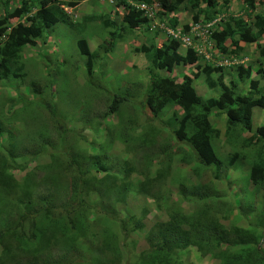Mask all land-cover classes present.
Returning a JSON list of instances; mask_svg holds the SVG:
<instances>
[{
  "label": "rangeland",
  "instance_id": "obj_1",
  "mask_svg": "<svg viewBox=\"0 0 264 264\" xmlns=\"http://www.w3.org/2000/svg\"><path fill=\"white\" fill-rule=\"evenodd\" d=\"M22 1L0 0V20ZM27 1L32 14L49 6L45 0ZM85 1L61 0L60 5H54L65 12L66 21L46 31L35 47H24L20 51L17 62L22 65L25 77L10 75L0 81V229L13 226L22 210L34 212L31 207L37 205L41 196L50 199L57 208L70 210L74 222L79 221L81 212L77 213V206L84 205L82 210L88 206L93 214L86 213L89 228L86 227L85 232L88 234L73 250L67 247L70 245L67 240L74 232L64 236L61 229L48 227L46 221L36 215L35 222H42L49 245L39 248L40 252L32 256L31 261L42 256L54 261L75 253L76 264L80 261L83 264L89 261L137 264L150 231H169L176 225L172 213L157 204L168 200L175 207L174 212L186 216L199 214L206 204V208L210 207L208 219H215L227 229L231 228L232 217H220L237 196L239 200L244 197L241 205L249 202L255 204V209L262 208L264 189L250 184L248 162L237 160L232 167L227 164L231 156L244 150L236 138L224 137L223 118L215 115L212 122L222 130V136L213 142L214 152L223 164L216 172L215 167L202 168L194 160L190 163L195 158L194 153L187 145L173 139L172 129L166 123L172 117H181L179 108L170 105L163 113L164 118L155 119L145 105L151 61L150 55L141 48L153 43L160 47L171 38L164 30L169 28L171 18L177 22L176 29L192 25L196 10L192 12L189 7L184 10L181 6L173 16L156 6L152 20L147 19L128 30L123 22L128 11L124 4L128 0ZM208 1L210 16L218 24L232 18L249 23L255 14L264 13V0H255L253 10L248 9L245 0ZM69 3H73V7ZM205 8L201 5V9ZM200 21L207 23L203 14ZM21 22L24 19L9 21L3 26L5 31L0 37ZM79 41L87 42L92 52L90 58L81 54ZM199 41L200 38L192 44L199 45L206 55H198V62L193 66L175 67L167 76L178 82L185 75L191 77L196 94L203 100L214 96L201 74L204 66L221 68L219 73H211V78L218 81L222 74L228 81L237 80L236 66L242 64L246 68L257 60L264 63V58L259 57L264 39L259 45L261 48L254 44L246 46L237 58V52L221 54L213 43L208 46ZM3 44L1 41L0 49ZM185 50L179 48L181 53ZM232 50L230 48L229 52ZM253 68L256 71L259 65ZM32 80L42 87L41 97L30 93L26 82ZM259 83L264 94V79ZM237 87L242 92L243 84ZM114 96L122 98L119 112L109 114ZM254 110L250 118L254 126H258L264 121V110ZM173 127L177 128L176 124ZM142 140L157 141L151 145ZM165 144L169 145L164 147ZM76 153L79 164L74 167L70 161L76 158ZM145 169L142 176L135 172ZM235 184L236 190L232 187ZM136 187H144L145 194ZM181 191L201 195L206 192L209 197L192 204L179 196ZM259 199L262 200L259 202ZM219 209H222L221 214ZM85 220L82 218L80 222L84 224ZM110 232L117 245L114 248L119 246L122 256L116 255L117 249L113 252L103 246L102 237ZM179 254L189 264H215L209 257L196 254L194 248Z\"/></svg>",
  "mask_w": 264,
  "mask_h": 264
},
{
  "label": "trees",
  "instance_id": "obj_2",
  "mask_svg": "<svg viewBox=\"0 0 264 264\" xmlns=\"http://www.w3.org/2000/svg\"><path fill=\"white\" fill-rule=\"evenodd\" d=\"M35 1L39 2L40 0ZM45 1L49 6L32 14V7L29 6L30 2L23 0L11 13L6 12L5 17L0 20L1 35L5 31L3 26L7 25L9 21L24 19V22L11 28L5 37L4 45L0 49V81L7 79L10 75L16 78L25 77V74L22 73V65L17 62L20 51L27 46L35 47L46 31L54 25L66 21L67 15L65 12L54 6L60 5L61 0ZM254 1L245 0L248 9L253 10ZM130 2L135 5H151L157 2L162 9L170 15L173 14V16L177 13L179 7L184 6V10L189 7L192 12L196 10L192 15L193 24H209L214 19L210 16L211 10L209 9L210 2L208 0H130ZM203 4L206 7L205 10L201 9ZM73 5V3H69L70 7H73ZM124 6L128 11L124 15L123 21L127 24L128 30L130 28L135 29L140 24L145 23L146 19L143 17L142 11L134 7L131 8L128 4H124ZM202 14L207 23L200 21ZM105 25L107 24L105 23ZM176 26L175 18H171L169 27L174 29ZM212 28L214 30L211 29L210 38L215 48L221 54H233L234 52L236 54L237 52L235 57L237 58L246 46L254 44L257 48L262 47H259V45L264 39V13L255 14L249 23L232 18L224 24L216 22ZM188 31L189 26L185 25L182 32L187 34ZM196 40L197 38H194L192 42ZM78 45L82 55L87 58L92 56L85 41H79ZM180 46L181 42L168 38L161 43L160 47L153 43L148 48H141L143 52L150 55L151 61V67L147 70L149 82L145 89L147 109L155 119H160L164 118L163 113L170 105L179 108L181 117H172L166 123L172 129L173 139L187 145V148L194 153L195 158L190 163L194 160L202 168L215 167L216 172L223 168V164L214 152L213 142L222 136V130L214 127L212 122L215 115L223 118L224 137L227 140L236 138L243 145L242 147L246 149L231 156L227 164L232 167L237 160H240L241 163L248 162L246 165H249L250 168V183L258 189L260 187L264 189V123L260 126H254L250 118L251 113L255 111L254 109L264 110V94L259 88V80L264 79V68L261 66L264 63L257 60L246 68L242 64L236 66L237 80H231L230 78L228 81L223 78L222 74H219L218 81L211 78V73L214 71L219 73L221 68L204 66L201 74L204 76L207 88L214 96L203 100L196 94L191 77L185 75L178 82L176 78L167 76L175 67L193 66L198 62V53L193 46L188 47L184 53L179 51ZM230 48L233 49V52H229ZM259 57L264 58V47L260 49ZM256 65H259V68L254 71L253 67ZM197 68L199 69V66ZM87 70L89 73L91 72L89 62ZM153 71L165 72V74L158 75ZM26 83L30 87V93L41 97L39 94L42 87L38 85L37 81L32 80ZM239 83L243 84L242 92L238 90L237 85ZM121 99L117 96L113 97V101L109 106V114L119 112ZM33 118L37 119L35 116ZM173 124H176L177 128H174ZM142 141L145 144L154 145L157 140ZM167 145L169 144H165L164 147H167ZM71 152L75 153L73 149H71ZM77 159L78 155L70 161V165L76 167L79 164ZM101 169L103 171V168ZM146 170H135V172L142 176ZM105 171L106 169H104ZM215 177L217 175L214 173L213 178L215 179ZM3 182L8 183V181ZM136 188H139L142 194H145V189H142L144 187ZM179 194L181 198L183 197L185 201L192 204L209 197L206 192L201 195L186 194L181 191ZM236 199L231 202L235 208L229 204V208L225 209V212H222V217H220V219H228L226 218L227 215L232 217L230 229L219 225L215 219H208L207 213L210 207L206 208V204L203 211L199 214L196 212L194 216L174 212L175 207L169 204L168 200L157 204L167 212L172 213L171 217L177 227L174 226L169 231H153L152 229V232L150 231V234L145 238V246L139 257L140 262L137 264H189L183 261L182 256L180 257L179 254L180 251L189 248H194L196 254L201 257H209L215 264H264V206L255 209L253 203L245 202L241 205L244 197H242V200ZM261 200L259 199V202ZM236 201H239L237 206L234 203ZM257 204L260 203L257 202ZM83 207L84 205L77 206V213L81 212L78 215L79 221L74 222L70 210L65 211L64 207L57 208L47 197H39L37 205L31 207L34 212L22 210L13 226L0 229V264H76L75 253L65 254L62 258L60 257L54 261L50 257L46 258L44 256L31 261V257L40 252L39 248L44 249L49 245V240L44 236L45 228L41 227L40 223L42 222H35V216L38 215L44 219L48 227L61 229L64 236L74 232L73 235L70 234L72 238L67 240L70 244L67 247L73 250L78 241L88 234L85 232L86 227L89 228V219H87L86 213L90 210L88 206H85V209L82 210ZM94 211L96 213V210ZM221 211L222 209H219V214H221ZM90 215L93 214L90 212ZM244 217H247V219H243ZM82 218L86 219L84 224H82V221L80 222ZM25 222L28 223L27 226ZM123 235H127L125 230H123ZM106 236L110 239H107ZM113 238L114 235L111 232L103 235V246L113 252L117 249L116 255L120 253L122 256L119 246L114 248L117 245H115ZM32 247L39 250L34 251L31 249ZM18 258H20L19 261ZM83 263L80 261L78 264ZM87 264L96 263L95 261H89Z\"/></svg>",
  "mask_w": 264,
  "mask_h": 264
},
{
  "label": "built area",
  "instance_id": "obj_3",
  "mask_svg": "<svg viewBox=\"0 0 264 264\" xmlns=\"http://www.w3.org/2000/svg\"><path fill=\"white\" fill-rule=\"evenodd\" d=\"M139 9L143 10V11H147L149 13V17L153 16L151 9L148 8L147 6L141 5L139 7ZM213 24H214V22H213ZM211 26H212V23L209 25L196 24L193 26V28H191V31L189 32V34H182L181 32H172L169 30H167V33L170 36H172L174 39L180 41L181 46L183 48H188L190 46H193V48L196 49V51H199V53H202V51L199 49L198 46L196 47L192 44V41L194 38L200 37V38H202L201 39L202 43L208 42V39H209L208 37L210 34H209L208 30H205V29H208Z\"/></svg>",
  "mask_w": 264,
  "mask_h": 264
},
{
  "label": "clouds",
  "instance_id": "obj_4",
  "mask_svg": "<svg viewBox=\"0 0 264 264\" xmlns=\"http://www.w3.org/2000/svg\"><path fill=\"white\" fill-rule=\"evenodd\" d=\"M126 1V0H125ZM131 3L132 2H130V0H128V2L126 3V4H128L129 6L131 5ZM141 5H135L134 4V6H130L131 8H136V9H138V10H140L139 9V7H140ZM144 6H147L148 8H150L151 9V11H152V13H153V16H151V17H149V13L147 12V11H143V10H140V11H142V13H143V17L147 20V19H151L152 20V18L155 16V12L154 11H156L155 9H156V6H158V7H161V5L160 4H158V3H153V4H151V5H145L144 4ZM124 22V21H123ZM213 22H214V24L216 23L215 22V20H213ZM213 22H212V26L211 27H209L208 29H205V30H208V32H209V34H210V32H211V29H212V27L214 26V24H213ZM198 24V23H197ZM209 24H211V23H209ZM209 24H204V25H209ZM194 25H196V24H192V25H190L189 26V31H188V33L187 34H189V32L191 31V28H193V26ZM188 26V25H187ZM182 29L183 28H179V29H176V28H174V29H172L171 27H169V28H164V30H165V32L167 33V30H169V31H172V32H181L182 34H184L183 32H182ZM10 32V31H9ZM8 32V33H9ZM168 34V33H167ZM169 35V34H168ZM170 36V35H169ZM5 37L6 36H3V38H1L0 37V42L1 41H4L5 40ZM171 37V39H173V40H175V41H178V40H176V39H174L172 36H170ZM197 39H199L200 37H196ZM209 39H208V42H206V43H202V44H208V46H210L212 43H213V41L211 40V38H210V35H209V37H208ZM200 39H202V38H200ZM86 42V41H85ZM180 42V41H179ZM199 42H201V41H199ZM4 43H5V41H4ZM87 43V42H86ZM37 44V43H36ZM214 44V43H213ZM4 45V44H3ZM88 45V44H87ZM198 47H200L199 45H197ZM27 47H29V46H27ZM182 49H187V48H183L182 46H180ZM196 50V49H195ZM89 51L91 52V50L89 49ZM92 53V52H91ZM197 53H198V55H206L205 54V52L203 51L202 53H199V51H197ZM264 123V121L262 122V124ZM262 124H260V125H262ZM259 125V126H260ZM241 146H243L242 144H241ZM242 150H246L245 148H241ZM210 167H212V166H210ZM208 168V167H207ZM236 170V169H235ZM250 184H252V183H250ZM234 186H237V184H235V185H233L232 187H234ZM235 189L234 190H236L237 188L236 187H234ZM239 198V197H238ZM235 200H237V199H235ZM231 203V202H230ZM235 203V205L237 206V204L239 203V201H236V202H234ZM232 205V204H231ZM233 207H234V205H232Z\"/></svg>",
  "mask_w": 264,
  "mask_h": 264
},
{
  "label": "crops",
  "instance_id": "obj_5",
  "mask_svg": "<svg viewBox=\"0 0 264 264\" xmlns=\"http://www.w3.org/2000/svg\"><path fill=\"white\" fill-rule=\"evenodd\" d=\"M86 1H87V0H86ZM86 1H85V2H86ZM157 7H158V6H157ZM252 121H253L252 123H254V120H252ZM258 126H259V125H258Z\"/></svg>",
  "mask_w": 264,
  "mask_h": 264
}]
</instances>
